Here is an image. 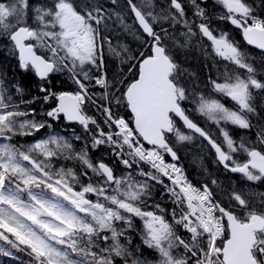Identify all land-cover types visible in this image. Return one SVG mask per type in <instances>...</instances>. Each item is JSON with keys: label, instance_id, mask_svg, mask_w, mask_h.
Returning <instances> with one entry per match:
<instances>
[{"label": "snow or ice", "instance_id": "snow-or-ice-1", "mask_svg": "<svg viewBox=\"0 0 264 264\" xmlns=\"http://www.w3.org/2000/svg\"><path fill=\"white\" fill-rule=\"evenodd\" d=\"M214 3L220 12L215 18L264 56V0ZM127 4L139 25L135 32L116 11L119 0H0V52L34 73L44 94L25 99L21 85L9 89L0 76V241L25 253L28 264H264V193L257 203L255 193L233 188L225 202L212 187H219L216 179L197 186L166 160L179 161L177 145L193 140L186 128L211 145L223 169L264 182V147H257L264 146V124L252 142H237L224 127H254L249 114L258 115L256 93L264 96V77L227 31L213 28L208 0H167L160 11L155 0ZM114 14L140 40L136 51L112 46L106 33ZM106 41L108 52L127 64L111 78L103 71ZM194 47L218 73L205 87L230 98L235 110L181 81L178 54ZM58 72H67L77 91H51L50 76ZM37 100L54 104L46 112L51 120L78 123L90 144L77 151L57 135L14 141L51 127L35 119L34 108H21ZM87 104L97 107L102 123L87 115ZM190 110L215 123L223 140L212 138ZM101 147L123 165L121 174L90 157ZM60 160L80 166L58 165ZM157 184L170 209L149 203ZM133 218L143 222L141 239L152 259L121 243ZM12 255L0 247V256Z\"/></svg>", "mask_w": 264, "mask_h": 264}, {"label": "trees", "instance_id": "trees-1", "mask_svg": "<svg viewBox=\"0 0 264 264\" xmlns=\"http://www.w3.org/2000/svg\"><path fill=\"white\" fill-rule=\"evenodd\" d=\"M251 2H253V0H251ZM255 2L258 3V0H255ZM162 7L166 8L167 5H158L156 11H160ZM116 11H118L124 18V24L129 25L135 32L137 28L128 13L127 0H119V5L116 7ZM208 11L213 15V25L219 26L221 29L226 27L224 22H220L215 18L218 16V11H216L214 6L208 4ZM189 16L191 17L190 9ZM106 35L110 38L113 47L127 45L133 51H136L137 46L140 44V40L137 39L135 35H131L128 31H125L123 25L119 21H117L115 14L113 15V20L109 22V28ZM107 48L108 43L106 41L104 44L105 68L103 69V71L107 72L109 78H111L119 74L122 67L126 69L127 64H124L122 66L118 59L109 54ZM248 56L249 59L258 66V75L260 77H264V57H260L257 54H249ZM178 62L180 63L182 69L180 79L183 83H185L186 87H188L189 89L196 88L204 95H208L211 93V88L205 87V85L208 83L209 76L215 78L218 73L216 68L211 66L212 61L205 57L200 47H194L189 51L180 52L178 54ZM0 76L3 77L5 86L9 89H11L13 85H21L25 89V99H31L36 96L42 97L44 95L39 92V82L35 79V77L31 75L30 72L21 71L15 58L12 56H8L6 51L0 52ZM48 87L51 91H54L56 93L77 91L75 84L73 83L70 75L67 72H65V74L52 77L48 84ZM93 91L96 92L98 98L101 90L99 88H95L93 89ZM16 99L17 102H19L20 98L17 97ZM255 105L258 115H255V120L254 118L251 119L254 120L253 124L255 125V129L257 131V127L260 124H264V107L261 103V100L256 101ZM52 106L53 103L51 101L45 104L42 100H37V102L34 104H21L22 109L25 107H27L29 110L34 108L36 110L35 119L43 121L46 120V112L51 109ZM84 107L87 115L97 119L102 123L103 116L97 110V107L95 105L87 104ZM113 110H116L115 106L113 107ZM120 113L126 118L129 115L128 113L124 112L123 109L120 110ZM256 131L253 134L246 135L249 136L246 138L255 140ZM75 136H81L83 137V139L77 141L75 140ZM72 137L73 139L71 143H73L77 151L82 149L85 146L86 142L90 144V136H87L85 132H81V130L79 131V129L74 132ZM241 138L242 136H238L237 139ZM15 140H22L23 142V140L27 141L29 139L26 137H16ZM177 147L179 149L178 155L180 156L179 163L181 164L187 177L192 181V183L199 186L204 182H208L210 184L212 179H216L218 181L219 187H217L216 185H212V187L216 191L217 197L219 199L227 202V193L230 192L231 189L236 188L250 195L252 193H255V201L257 203L259 202L260 193H264V182H259V184L256 185L257 188H255L254 186L251 187L250 185L246 187V185H243L242 181H240L238 178L223 173L218 167H216V165H212V161L210 158L211 153L206 145L202 142H196L192 140L190 142H185L184 145L178 144ZM191 153H195V156L198 157L197 163L194 160V162L191 160L192 158L189 156V154ZM89 155L94 161L103 159L105 162L110 163L115 168L118 175L124 171L123 165H120L114 160V158L111 156L110 150L107 147H101L96 151H90ZM57 163H63L64 165L73 168H79L80 166L79 162L75 160H62ZM152 197V201H149L150 204L154 201L156 203L162 204L169 209L172 207L162 185L157 184L152 188ZM140 236V223L133 218V227L127 230L126 236L121 238V243L137 255H143L145 258L152 259L153 257L151 251L143 245ZM0 247L7 248L10 252L13 253V255L9 257L0 256V264H28L29 258L27 256L15 251L8 245H3L1 242Z\"/></svg>", "mask_w": 264, "mask_h": 264}, {"label": "rangeland", "instance_id": "rangeland-1", "mask_svg": "<svg viewBox=\"0 0 264 264\" xmlns=\"http://www.w3.org/2000/svg\"><path fill=\"white\" fill-rule=\"evenodd\" d=\"M137 3H141V0H135ZM163 0H155V3L157 4V2H160V3H164V2H162ZM110 54V53H109ZM212 92V97L211 98H214V99H217V100H219V102L220 103H222L226 108H229V109H232L231 108V105L230 104H228V103H226L225 102V100L224 99H227L228 97H226V96H224V95H222V94H219V93H215V92H213V91H211ZM257 98H260L262 101H261V103L262 102H264V96H261L258 92L256 93V99ZM230 102H232V103H234L235 104V102H233V101H231V100H229ZM264 105V104H263ZM235 110V109H234ZM202 118L203 119H205V120H207L209 123H211L212 125H214V126H216V127H218L215 123H213L212 121H210V120H208V119H206L205 117H203L202 116ZM218 129H219V131H220V128L218 127ZM49 135H57V136H59L58 134H55V133H53V132H50L49 134H48V136ZM222 135V134H221ZM48 136H46V137H44V138H40V139H47L48 138ZM59 137H61V136H59ZM62 138H64V139H66V140H68V138H65V137H62ZM218 139H220V137L218 138ZM30 144V143H29ZM196 154L194 153H191V154H189V156L192 158L191 160L193 161H195L196 163H197V160H198V157H196L195 156ZM60 161H62V160H60ZM193 161V162H194ZM3 243H5V242H3Z\"/></svg>", "mask_w": 264, "mask_h": 264}, {"label": "flooded vegetation", "instance_id": "flooded-vegetation-1", "mask_svg": "<svg viewBox=\"0 0 264 264\" xmlns=\"http://www.w3.org/2000/svg\"><path fill=\"white\" fill-rule=\"evenodd\" d=\"M232 29V28H231ZM230 29V32H229V34H236L237 35V39L239 40V42H241V40H240V38L238 37V34H237V32L236 31H234V30H231ZM242 43V42H241ZM250 60V59H249ZM251 61V60H250ZM257 68H258V66L257 65H255ZM197 122L201 125V127L202 128H204L213 138H216L217 136H218V131H217V129L213 126V125H211V124H208V126L206 125V123H204L202 120H201V122L199 121V120H197ZM253 122H254V120L253 121H251V123L253 124ZM254 125V124H253ZM255 131H256V129H255V125H254V127L251 129V130H244V129H238V135L239 136H242V138L241 139H243L244 141H246L245 140V137H249V136H245V135H249V134H253V133H255ZM242 133V134H241ZM246 142H249V140L248 141H246ZM240 160H243V159H245V157L243 156V155H241V156H239L238 157Z\"/></svg>", "mask_w": 264, "mask_h": 264}, {"label": "water", "instance_id": "water-1", "mask_svg": "<svg viewBox=\"0 0 264 264\" xmlns=\"http://www.w3.org/2000/svg\"><path fill=\"white\" fill-rule=\"evenodd\" d=\"M139 26V25H138ZM250 46V45H249ZM250 47H253V48H255L254 46H250ZM257 50H259V49H257ZM260 51V50H259ZM68 122V121H67ZM187 130H189V129H187ZM190 131H192V130H190ZM197 135H199V134H197Z\"/></svg>", "mask_w": 264, "mask_h": 264}]
</instances>
